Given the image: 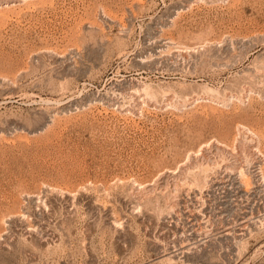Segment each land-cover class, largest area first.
<instances>
[{
	"label": "rangeland",
	"instance_id": "rangeland-1",
	"mask_svg": "<svg viewBox=\"0 0 264 264\" xmlns=\"http://www.w3.org/2000/svg\"><path fill=\"white\" fill-rule=\"evenodd\" d=\"M0 264H264V0H0Z\"/></svg>",
	"mask_w": 264,
	"mask_h": 264
},
{
	"label": "bare ground",
	"instance_id": "bare-ground-1",
	"mask_svg": "<svg viewBox=\"0 0 264 264\" xmlns=\"http://www.w3.org/2000/svg\"><path fill=\"white\" fill-rule=\"evenodd\" d=\"M150 89H151V88H150ZM146 91H147V90H146ZM145 93H146V92H145ZM148 93H150V92H148ZM217 144H218V143H217ZM241 145H242V144H241ZM243 145H244V144H243ZM248 146H249V145H248ZM218 147H219V146H218ZM221 147H222V146H221ZM244 147H246V146L244 145ZM244 147H243V148H244ZM243 148H242V149H243ZM245 149H247V148H245ZM224 151H225V149H224ZM248 152H249V151H248ZM247 154L249 155V153H247ZM194 157H195V156H194ZM247 157H248V156H247ZM247 157H246V158H247ZM246 158H245V159H246ZM198 159H199V158H198ZM198 159L196 158V160H198ZM247 159H248V158H247ZM193 160H195V159H193ZM196 160H195V162H197ZM223 160H224V159H223ZM198 161H199V160H198ZM192 162H193V161H192ZM190 163H191V162H190ZM208 163H209V162H208ZM193 164H194V162H193ZM199 164H200V163H199ZM225 164H226V163H225ZM234 164H235V163H234ZM204 165H205V164H204ZM229 165H230V166H235V165H231V164H229ZM188 166H190V165H188ZM192 166H193V165H192ZM194 166H195V165H194ZM194 166H193V168H194ZM201 166H202V165H201ZM225 166H226V165H225ZM226 167H227V166H226ZM236 167H237V166H236ZM238 167H239V166H238ZM186 168H187V167H186ZM239 168H240V167H239ZM239 168H238V169H239ZM232 169H233V168H232ZM254 170H256V169H254ZM229 171H230V170H229ZM247 171H248L247 169H243V168H241V172H240L241 174H240V175L243 176V177H244L245 175L247 176ZM248 172H251V171H248ZM215 173H216V172H215ZM231 173H232V172H230L229 174H231ZM256 173H257V172H256ZM251 174H252V173H251ZM253 175H255V174L253 173ZM229 179H230V178H229ZM184 180H185V179H184ZM202 180H203V179H202ZM217 180H218V178H217ZM198 181H199V180H198ZM240 181H241V179H240ZM180 182H181V181H180ZM215 182H217V181H214V183H215ZM234 182H235V181H234ZM236 182H237V181H236ZM190 183H191V182H189V184H190ZM192 183H194V182H192ZM186 184H187V183H186ZM191 185H192V184H191ZM244 185H246V184H244ZM180 187H181V186H180ZM190 188H192V186H190ZM177 189H178V188H177ZM177 191H178V190H177ZM241 195H242V194H241ZM242 196H243V195H242ZM246 205H247V204H246ZM174 206H175V205H174ZM187 210H188V209H187ZM184 211H185V210H184ZM196 211H197V210H196ZM208 213H209V212H208ZM224 215H225V214H224ZM214 217H215V216H214ZM220 217H221V216H220ZM221 218H222V217H221ZM227 220H228V219H227ZM220 225H221V224H220ZM242 225H243V224H242ZM247 227H248V225H247ZM218 231H219V230H218ZM223 233H224V232H223ZM230 233H231V232H230ZM180 246H181V245H180ZM168 258L171 259V257H168ZM172 259H173V258H172ZM168 260H169V259H168ZM170 261H171V260H170Z\"/></svg>",
	"mask_w": 264,
	"mask_h": 264
}]
</instances>
